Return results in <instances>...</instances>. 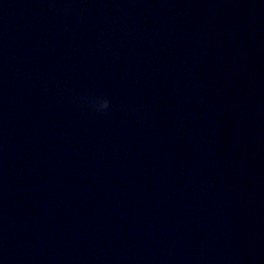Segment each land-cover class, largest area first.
Masks as SVG:
<instances>
[{
  "label": "water",
  "instance_id": "1",
  "mask_svg": "<svg viewBox=\"0 0 264 264\" xmlns=\"http://www.w3.org/2000/svg\"><path fill=\"white\" fill-rule=\"evenodd\" d=\"M0 264H264V0H0Z\"/></svg>",
  "mask_w": 264,
  "mask_h": 264
},
{
  "label": "clouds",
  "instance_id": "2",
  "mask_svg": "<svg viewBox=\"0 0 264 264\" xmlns=\"http://www.w3.org/2000/svg\"><path fill=\"white\" fill-rule=\"evenodd\" d=\"M88 108L96 114L107 113L110 110V102L105 96H96L88 102Z\"/></svg>",
  "mask_w": 264,
  "mask_h": 264
}]
</instances>
